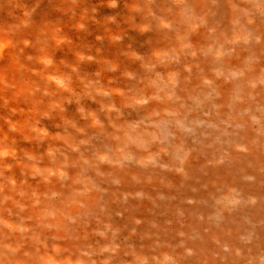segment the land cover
I'll list each match as a JSON object with an SVG mask.
<instances>
[{
    "label": "rangeland",
    "instance_id": "374dc122",
    "mask_svg": "<svg viewBox=\"0 0 264 264\" xmlns=\"http://www.w3.org/2000/svg\"><path fill=\"white\" fill-rule=\"evenodd\" d=\"M110 3L0 0V264H264V163L228 175L264 160V0ZM164 102L188 122L147 115ZM172 131L192 167L220 152L202 181L168 166Z\"/></svg>",
    "mask_w": 264,
    "mask_h": 264
},
{
    "label": "bare ground",
    "instance_id": "6f19581e",
    "mask_svg": "<svg viewBox=\"0 0 264 264\" xmlns=\"http://www.w3.org/2000/svg\"><path fill=\"white\" fill-rule=\"evenodd\" d=\"M162 1H164V0H162ZM186 2V1H185ZM224 2V1H223ZM162 3V2H161ZM226 3V2H225ZM145 4L146 5H148L149 7H151L152 5H150L149 3H148V1H145ZM169 4V3H168ZM189 4V3H188ZM232 4H234V3H232ZM187 5V4H186ZM185 5V6H186ZM195 5H196V3H195ZM166 6V5H165ZM191 6V5H190ZM171 8V7H170ZM176 9V8H175ZM181 9V8H180ZM161 9H159L158 10V12H157V14L159 15V17L162 19V20H165V19H168L169 17L171 18V16H170V13H168V12H164V11H160ZM192 10V9H191ZM156 13V12H155ZM172 13H173V11H172ZM192 13V12H191ZM199 15V14H198ZM156 17V16H155ZM184 17V16H183ZM182 18V17H181ZM159 19V18H158ZM172 19V18H171ZM180 19V18H179ZM192 19H194V18H192ZM198 19V18H197ZM143 20V22H141L142 23V25L144 24V25H149V24H154V23H156V22H153V21H151V19H149L147 16L145 17V20L144 19H142ZM141 20V21H142ZM167 21V20H166ZM194 21V20H193ZM180 22V21H179ZM181 23V22H180ZM182 24V23H181ZM156 25V24H155ZM169 27V26H168ZM183 27L184 26H182V28H180L181 30L180 31H178L179 33L180 32H182L181 34H183V32L184 33H186L184 30H183ZM177 28V27H176ZM194 28V27H193ZM190 30V29H189ZM164 31V30H163ZM176 31V30H175ZM197 31H199V30H197ZM196 31V32H197ZM159 32V31H158ZM178 32H177V34H175L174 33V35H170V37L172 36V38H175L176 36H178L179 34H178ZM167 39V38H166ZM219 39V38H218ZM168 40V39H167ZM226 40V39H225ZM181 42V41H180ZM184 42V41H183ZM179 43V42H178ZM187 43V42H186ZM216 43V42H215ZM217 43H218V40H217ZM216 43V44H217ZM215 44V45H216ZM155 46H158V45H155ZM189 47V46H188ZM158 48H160V46H158L157 48H155L153 51H154V54L151 56V58L152 59H155L156 57H157V54H158ZM213 48V47H212ZM187 53V52H186ZM185 54V53H184ZM224 57V56H223ZM222 65V64H221ZM224 66V65H223ZM44 69H46V67L44 68ZM156 78L155 77H153L152 78V76L148 79V81H152V80H155ZM156 81V80H155ZM154 81V82H155ZM166 83H168V82H166ZM160 85V83H158V86ZM165 85H168V84H165ZM162 86V85H161ZM170 86H168L167 88H165V89H168ZM158 88V87H157ZM156 88V89H157ZM163 88V87H162ZM154 88H152V90H153ZM159 89V88H158ZM152 90L151 91H149V92H152ZM155 92H156V90H155ZM157 93V92H156ZM154 109L155 110H153L152 108H151V112L150 113H148L147 115H149L150 117H151V115L153 114V113H155V114H157V116L159 115L160 116V118H164V117H166L165 116V114H167L166 112H169V115H170V118H172V119H175V120H178V121H182L183 123H186V121H187V119H186V117L184 116V115H182V113H183V110H181V109H179V106L178 105H176V106H173L172 104H170V103H168V104H166L165 102L163 103V104H159V103H156L155 104V106H154ZM159 118V117H158ZM151 120H152V118H151ZM156 120V119H155ZM188 122V121H187ZM190 122V121H189ZM21 127H22V125H21ZM176 131H172L171 133L173 134V138L170 140V145L173 147V153H172V156H171V159L169 160V159H167V162L169 161V163H168V166H170V167H175L176 165H177V163H178V161H176L175 159H174V157H173V155H177V156H180L181 157V159H182V163H183V165L186 163V166H185V171H186V173L190 170V169H193V171L195 170V172L194 173H196V175L198 176V178H196V179H198L199 181H202L201 179H199V178H201L202 176L200 175V171H201V169H200V166H202L204 163L203 162H205L206 160L207 161H210V162H213V161H216V160H219L220 158H221V154H220V152L218 151V153L217 152H213V149H209V150H207V151H205L207 148H205L204 147V145H205V142L203 143V145H202V143H201V148L202 149H204V151H205V156L203 157V161L200 163V165H199V162H198V165L195 167H192L191 165H190V162L192 161V158H190L189 157V145H188V140L185 138L186 136H184V135H181V134H179L178 132H177V134L175 133ZM139 134V133H138ZM212 134V133H211ZM210 135V134H209ZM213 135V134H212ZM107 136L108 137H110L111 136V134H107ZM113 137V136H112ZM134 137H136V140L135 141H137V140H139L141 137L140 136H134ZM177 139H180L179 141H181V143H179L178 142V140H175L176 138ZM150 139L152 138V135H150V137H149ZM210 138H212V137H210ZM119 140H121V136H119L115 141H116V144H118V145H121L122 143H124L123 142V140H124V138L121 140V141H119ZM140 140H142V139H140ZM211 140V143H213L212 142V139H210ZM209 139H206V142H208V144H209V141H210ZM261 140L263 141L264 139L263 138H261ZM109 144H110V146H111V144H113V140H110V138L109 139H107L106 140ZM203 141V140H202ZM207 144V143H206ZM117 146V145H116ZM156 146H158V147H160L159 145H156V144H154L153 142H152V139H151V141H150V143L148 144V146H147V149H151V150H155V148H156ZM186 147H187V150H186ZM6 149V148H5ZM110 151L112 150L111 148L109 149ZM150 151V150H149ZM188 152V154L186 155L185 154V152ZM211 151V152H210ZM201 151L199 150V151H197L195 154H196V156H197V153H200ZM146 152H143V153H138V152H136V151H133L132 152V154L133 155H135L137 158H139V159H141V161H142V159H149V158H153V157H149V156H151L152 154L151 153H148V154H145ZM115 154H116V152H115ZM219 154V155H218ZM116 160H118V153L116 154ZM195 159H197L196 157H194ZM198 160H200V159H197V161ZM231 160H232V158H229V161H230V164H232L233 165V169L231 170V171H229V173H228V175H230V176H236L237 178L238 177H242L243 175H245V173H248V175L250 176V175H252L255 179H257L258 178V175H260L259 174V172H258V170H253V167L255 166V165H257V164H259V163H264V160L263 161H261V162H258V163H256V162H253V160H249V161H247V162H245L247 159L245 158V159H242L241 157H239V158H233V163H231ZM190 161V162H189ZM162 162V161H161ZM245 163H249L250 165H251V168H250V170L249 169H244V166H245ZM183 165L181 166L182 168H183ZM178 166V165H177ZM206 167V165L204 164V168ZM108 171V170H107ZM117 171V170H116ZM118 171H119V173H121V175L123 176H121L120 178H126L128 175H131V170H130V168L129 169H127L126 168V170H122V169H118ZM242 171H244V172H242ZM247 171H249V172H247ZM123 172V173H122ZM136 172L137 171H134L133 172V176H136ZM117 175H119L118 173L116 174V176ZM146 176L148 177V178H146ZM149 177H152V178H149ZM119 178V177H118ZM157 179V176H154L153 174H143L142 175V177H141V186L140 187H143V186H149V185H147V184H150L151 183V185H153L154 184V181ZM145 180H148L150 183H147L146 184V182H145ZM228 180L230 181V182H232V181H234L235 180V178L234 179H230V177H226L225 178V181H226V183H228ZM194 184V183H193ZM161 185V184H160ZM195 185V184H194ZM162 186V185H161ZM163 187V186H162ZM161 189L162 188H160V189H158V191H160L161 192ZM142 190H144V189H142ZM149 190V189H148ZM151 191V190H150ZM157 191V192H158ZM135 192V191H134ZM139 193V192H138ZM123 194V193H122ZM125 194V193H124ZM162 194H164V191L162 190ZM212 194H213V196L214 197H217L218 195H216L215 193H213L212 192ZM153 195H155V193H152L150 196V198H152V196ZM156 195H157V193H156ZM159 195V194H158ZM164 195H166V194H164ZM112 196V195H111ZM166 196H169V195H166ZM199 196V194L198 193H187V195L186 196H184L183 198H187V197H190V198H195V197H198ZM119 197H121L120 195H119ZM170 197H174L172 194H170ZM189 198V199H190ZM114 199V198H113ZM165 199L161 202V205L162 204H165ZM180 204V203H179ZM194 209H197L198 211H200L201 212V209H202V207L201 206H199V207H195ZM173 219V218H172ZM180 219V218H179ZM185 220V219H184ZM186 221V220H185ZM156 223H157V221H155ZM173 222V221H172ZM184 222V221H183ZM0 224H1V222H0ZM165 224V223H164ZM173 224V223H172ZM175 224V223H174ZM156 226V225H155ZM6 227V226H5ZM4 227V228H5ZM187 227V226H186ZM5 231V230H4ZM12 231V230H11ZM187 231V230H186ZM188 233V232H187ZM179 234V233H178ZM186 234V233H185ZM13 237V236H12ZM12 237H11V239H12ZM14 240V239H13ZM161 243V242H160ZM182 244V243H181ZM183 248V247H182ZM15 251V250H14ZM167 251V250H166ZM143 253V252H142ZM149 255V254H148ZM161 256V255H160ZM157 257H159V256H157ZM175 257V256H174ZM177 257H179V256H177ZM152 258V257H151ZM160 259H162V258H160ZM186 259V258H185ZM78 260V259H77ZM176 260V259H175ZM161 261V260H160ZM58 262V261H57ZM121 264V263H120ZM124 264V263H123ZM152 264V263H151Z\"/></svg>",
    "mask_w": 264,
    "mask_h": 264
},
{
    "label": "clouds",
    "instance_id": "9594fccd",
    "mask_svg": "<svg viewBox=\"0 0 264 264\" xmlns=\"http://www.w3.org/2000/svg\"><path fill=\"white\" fill-rule=\"evenodd\" d=\"M109 7L116 8L117 7V0H111V3L109 5ZM112 19L115 20V17H113ZM81 27H83V25H81ZM81 58L83 59V57H81ZM89 59H91V57H89ZM43 63L46 66H48V65H51L52 64V60L51 59H45V60H43ZM55 83L57 85H59L60 87H65L66 86L64 80H62V79H58V78L55 79ZM103 95L107 96V95H109V93L104 92ZM81 111H83V110L81 109ZM43 134L46 135V132L43 133ZM8 155H9V153L7 151H0V157H4V156H8ZM65 175L66 174L63 173V172L60 173V176L61 177H65Z\"/></svg>",
    "mask_w": 264,
    "mask_h": 264
}]
</instances>
